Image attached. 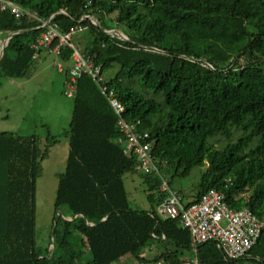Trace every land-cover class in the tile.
Returning a JSON list of instances; mask_svg holds the SVG:
<instances>
[{
	"label": "trees",
	"instance_id": "1",
	"mask_svg": "<svg viewBox=\"0 0 264 264\" xmlns=\"http://www.w3.org/2000/svg\"><path fill=\"white\" fill-rule=\"evenodd\" d=\"M11 1L36 17L0 11L1 34L21 31L0 54V77L28 74L32 43L46 30L42 21L50 19L62 34L87 29L91 39L83 52L104 76L118 65L106 85L125 106L126 119L149 133L162 173L168 168L187 176L206 166L187 204L216 188L235 209L264 217V0ZM112 14L129 40L106 32L115 28L107 19ZM84 16H96L100 26ZM72 53L66 45L60 58L72 63ZM65 74L68 81L69 67ZM75 86L52 228L58 222L45 249L36 240V191L48 149L36 134L0 131V264H71L81 246L91 255L87 264H114L129 255L141 264L148 261L144 248L153 244L165 247L166 261L182 264L193 240L179 219L157 213L166 196L160 176L142 173L153 181L151 208L133 209L125 175L139 172L138 161L117 141L118 116L89 74ZM234 130L242 133L237 141H231ZM218 135L228 140L221 149L210 143ZM197 257L202 264H264V230L244 258L229 259L215 241L198 245Z\"/></svg>",
	"mask_w": 264,
	"mask_h": 264
},
{
	"label": "rangeland",
	"instance_id": "2",
	"mask_svg": "<svg viewBox=\"0 0 264 264\" xmlns=\"http://www.w3.org/2000/svg\"><path fill=\"white\" fill-rule=\"evenodd\" d=\"M115 17L116 14H112L107 19L114 24L116 29L114 31L125 35L115 21ZM91 19L96 21V16H92ZM114 34L116 35L115 32ZM6 35L0 33V45ZM89 39L91 35L87 29L74 30L70 43L80 51H84ZM57 63L62 64L64 71L59 70ZM72 63H65L56 53L43 50L35 58L24 78L0 77V131L14 132L23 136L36 134L40 138V147L43 150L48 149V156L42 160L43 170L37 180L36 191V240L44 249L52 240V224L56 215L54 206L56 191L60 174L66 169L69 154L74 96L67 94L69 87L65 71ZM117 69L118 65L109 69L105 73L106 78L113 76ZM241 134V131L234 130L231 141H237ZM227 142L228 140L221 135L210 139V143L219 149ZM205 168L206 166H197L187 176L174 175L173 171L167 168L164 170V176L170 186L182 192L184 201L188 202L195 196V189L201 181ZM151 183L153 181L150 183L145 181L141 172L125 175V186L133 209L151 208V203L147 199V194L151 191L149 188ZM76 250L73 259L70 260L71 264H87V260L91 259L90 253L82 246L80 249L77 247ZM164 252L163 245L153 244L145 247L142 255L148 261L141 264H172L161 256ZM155 257H158L157 261L154 260ZM187 258L195 259L194 251L185 253L182 260ZM244 261V264H260L252 259ZM114 264H138V262L135 257L129 255Z\"/></svg>",
	"mask_w": 264,
	"mask_h": 264
},
{
	"label": "built area",
	"instance_id": "3",
	"mask_svg": "<svg viewBox=\"0 0 264 264\" xmlns=\"http://www.w3.org/2000/svg\"><path fill=\"white\" fill-rule=\"evenodd\" d=\"M0 11H10L17 18L25 15L36 17V13L23 9L11 0H0ZM84 17L91 18L92 16ZM40 27H44L46 30L32 43V47L35 49L34 57H38L41 50H48L61 57L63 49L69 45L73 49V63L69 67L67 94L74 96L77 79L83 73L89 74L118 116L117 127L121 135L117 141L121 144L124 153L127 156L136 157L138 161L136 169L139 172L143 174L155 173L160 176V189L166 192V196L158 205L157 213L164 219H179L181 226L191 232L195 259L187 258L183 260L184 264H202L197 257V247L208 241H215L229 259L248 256L264 230V217L257 216L248 208L235 209L227 203L225 192L216 188L207 190L198 200L188 205L184 201L182 192L170 186L155 161L152 153L153 142L149 140V133L139 130L138 123H132L126 119V108L118 98L114 97L113 92L109 91L102 67L95 64L89 56L70 43L72 33H60L56 25L50 23V19L42 21ZM82 29V27H77L74 30ZM1 53L2 48H0ZM241 63H243V59ZM201 64L209 65L204 60L201 61ZM57 66L60 71H64L61 63H57Z\"/></svg>",
	"mask_w": 264,
	"mask_h": 264
},
{
	"label": "water",
	"instance_id": "4",
	"mask_svg": "<svg viewBox=\"0 0 264 264\" xmlns=\"http://www.w3.org/2000/svg\"><path fill=\"white\" fill-rule=\"evenodd\" d=\"M94 23H95L96 25L100 26V22H99V20L97 19V17H96V21H94ZM114 30H116V29L106 30V32H108V33H110V34H112V35H114V32H116V35H114V36H117L118 38L123 39V40H129V37L125 36V35L122 34V33H118V34H117V31H114ZM19 32H21V31L10 32V33H8V34L4 37V42H1V45H0V48H2V52H3V50L5 49V47H6L7 43H8V41H9V40H10L15 34H18ZM58 214L62 215L61 212H58ZM57 222H58V221L55 220L54 227H53V235H54L55 230H56Z\"/></svg>",
	"mask_w": 264,
	"mask_h": 264
},
{
	"label": "bare ground",
	"instance_id": "5",
	"mask_svg": "<svg viewBox=\"0 0 264 264\" xmlns=\"http://www.w3.org/2000/svg\"><path fill=\"white\" fill-rule=\"evenodd\" d=\"M116 33V32H115ZM118 34V33H117Z\"/></svg>",
	"mask_w": 264,
	"mask_h": 264
}]
</instances>
